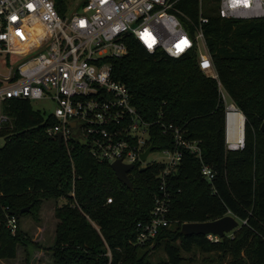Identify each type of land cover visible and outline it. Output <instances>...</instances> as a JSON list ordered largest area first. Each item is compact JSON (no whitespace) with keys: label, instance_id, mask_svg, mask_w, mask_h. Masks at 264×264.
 <instances>
[{"label":"trees","instance_id":"trees-1","mask_svg":"<svg viewBox=\"0 0 264 264\" xmlns=\"http://www.w3.org/2000/svg\"><path fill=\"white\" fill-rule=\"evenodd\" d=\"M62 1L56 0L59 11ZM217 5L214 0L204 9L203 0L208 21L202 30L216 80L198 69L194 54L178 59L150 54L134 39L128 55L106 60L112 80L126 86L144 121L172 124L186 140L199 141L203 162L214 173L211 183L202 177L198 160L183 152L167 180L170 228L151 246L130 245L136 224L149 219L163 165L133 169L129 190L85 146L72 144L67 150L48 137L53 120L33 110L29 101L10 100L3 110L12 126L0 129V260L15 259L24 243L18 227L14 233L7 227L8 215L18 224L19 217L38 210L41 200L63 199L54 209L60 223L51 247L53 264H152L146 255L160 247L165 260L156 264H183V254L193 251L228 257L227 264H264V134L259 130L264 122V19H221ZM177 7L196 21L195 0ZM218 84L245 118L240 150L224 147L225 105ZM151 132L154 151L173 149L171 136L159 126ZM25 208L29 211L21 213ZM225 216L235 218L238 227L218 241L180 232L185 223Z\"/></svg>","mask_w":264,"mask_h":264},{"label":"built area","instance_id":"built-area-1","mask_svg":"<svg viewBox=\"0 0 264 264\" xmlns=\"http://www.w3.org/2000/svg\"><path fill=\"white\" fill-rule=\"evenodd\" d=\"M182 1L63 0L59 11L56 0H0V55L21 59L8 75L0 76V129L10 126L3 110L8 101H46L54 105L52 114L44 117L54 122L46 128L48 137L57 142L60 135V145L67 150L72 144L85 146L97 162L110 166L120 161L139 170L147 166H141L145 162L140 156L153 146L152 127L171 136L173 149L162 150L165 160L158 162L163 168L149 219L136 224L133 246H151L161 231L170 228L167 180L177 171L183 152L198 160L208 183L214 178L203 162L199 141L186 140L172 124L144 121L126 86L112 80L106 61L128 55L134 39L150 54L162 52L174 59L194 54L198 69L216 80L202 30L208 21L203 0H195L196 21L177 7ZM217 6L221 19H264V0H218ZM218 86L224 102L227 97ZM229 107L241 114L232 102L225 105L223 141L226 150L236 151L244 147L245 118L241 114L242 139H236L227 125ZM7 227L11 233L17 230L15 216L8 215ZM205 237L212 242L219 239ZM107 256L110 263V252Z\"/></svg>","mask_w":264,"mask_h":264},{"label":"rangeland","instance_id":"rangeland-1","mask_svg":"<svg viewBox=\"0 0 264 264\" xmlns=\"http://www.w3.org/2000/svg\"><path fill=\"white\" fill-rule=\"evenodd\" d=\"M213 2L214 0H204V9L206 3ZM20 60L14 55H0V76L8 75L10 68L16 67ZM224 103L228 106L231 101L226 98ZM30 105L33 110L39 111L44 117L51 115L54 110V105L46 101H32ZM2 143L1 140L0 144ZM163 160H165V155L161 151H152L141 166L162 162ZM64 203L63 199H43L37 211L19 217L18 230L24 237V243L17 247L15 259L0 260V264H53L51 247L54 243L56 227L60 223L59 219L54 216V209ZM143 252L140 251V254ZM183 257V264H227L229 261L228 257L202 254L198 251L183 254ZM189 258L192 260L189 261ZM162 260H165V255L161 247L150 250L146 255V261L152 264Z\"/></svg>","mask_w":264,"mask_h":264},{"label":"water","instance_id":"water-1","mask_svg":"<svg viewBox=\"0 0 264 264\" xmlns=\"http://www.w3.org/2000/svg\"><path fill=\"white\" fill-rule=\"evenodd\" d=\"M260 132L264 134V122L260 126ZM57 143L60 145L61 136L57 135ZM154 147L149 146L147 150L141 154V162H145L147 156ZM110 168L113 171L116 179L122 183L127 189H132V183L128 177V174L133 170L132 165H124L120 161H115L110 164ZM146 167H142L140 171H144ZM29 208L21 210V213L28 212ZM238 227V221L231 217L225 216L214 221H208L203 223H185L181 226L180 232L184 236H216L218 238L224 237L226 234L233 232Z\"/></svg>","mask_w":264,"mask_h":264},{"label":"bare ground","instance_id":"bare-ground-1","mask_svg":"<svg viewBox=\"0 0 264 264\" xmlns=\"http://www.w3.org/2000/svg\"><path fill=\"white\" fill-rule=\"evenodd\" d=\"M227 125L231 128L236 139H242L243 116L233 107L228 108Z\"/></svg>","mask_w":264,"mask_h":264}]
</instances>
